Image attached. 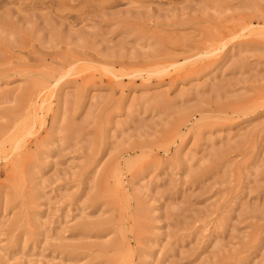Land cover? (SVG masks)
<instances>
[{
  "label": "rangeland",
  "instance_id": "1",
  "mask_svg": "<svg viewBox=\"0 0 264 264\" xmlns=\"http://www.w3.org/2000/svg\"><path fill=\"white\" fill-rule=\"evenodd\" d=\"M0 264H264V0H0Z\"/></svg>",
  "mask_w": 264,
  "mask_h": 264
},
{
  "label": "bare ground",
  "instance_id": "2",
  "mask_svg": "<svg viewBox=\"0 0 264 264\" xmlns=\"http://www.w3.org/2000/svg\"><path fill=\"white\" fill-rule=\"evenodd\" d=\"M88 3V2H87Z\"/></svg>",
  "mask_w": 264,
  "mask_h": 264
}]
</instances>
